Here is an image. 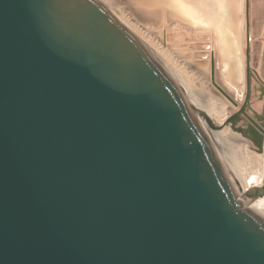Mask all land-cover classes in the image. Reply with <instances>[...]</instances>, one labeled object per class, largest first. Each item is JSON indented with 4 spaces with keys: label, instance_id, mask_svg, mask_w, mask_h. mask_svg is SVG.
I'll list each match as a JSON object with an SVG mask.
<instances>
[{
    "label": "water",
    "instance_id": "1",
    "mask_svg": "<svg viewBox=\"0 0 264 264\" xmlns=\"http://www.w3.org/2000/svg\"><path fill=\"white\" fill-rule=\"evenodd\" d=\"M245 11L247 99L264 0ZM201 115L98 0H0V264H264L226 122Z\"/></svg>",
    "mask_w": 264,
    "mask_h": 264
},
{
    "label": "rangeland",
    "instance_id": "2",
    "mask_svg": "<svg viewBox=\"0 0 264 264\" xmlns=\"http://www.w3.org/2000/svg\"><path fill=\"white\" fill-rule=\"evenodd\" d=\"M112 1L115 2L118 7L121 6L120 9L125 11L124 13L131 23H134L142 30L149 33L155 41L159 42L161 46L170 53L179 71L183 72L185 75L188 73L186 76L187 79L189 78L188 81L190 83L191 81L193 83L194 80L193 86H195V82L198 81L196 85L202 87L201 85L204 83L203 77L206 76L205 72L208 74L211 89L205 86L207 91L201 88V92L204 93L206 91L204 95L207 93L208 96L211 95L212 97H216L222 103L224 101L228 106V108H224L225 111H227V117L236 113L235 121H232V119L226 126L244 139L243 149L239 146L235 147V153L238 157L241 154L239 157L240 161H242L240 162L241 165H244L246 171L254 174L258 173L261 167L264 169V161L262 164L259 156L263 152L258 150L255 144L241 132V130H248V127L253 125V123L240 111L243 105L246 114L264 127V82L258 76V69H253L251 65V83L249 95L246 99V0ZM219 2L223 3V5L225 4L224 13L221 12L222 14L218 10ZM116 7L117 6L113 7V11H117ZM177 25L178 27L176 28ZM231 26L233 30L232 33H230L229 30ZM263 27L264 25L262 28ZM218 29H220L219 32L222 33V37L220 35H215ZM162 31L168 33L164 34ZM223 35H225L226 38ZM205 36L207 37L205 38ZM196 38L203 41L202 43H197L198 47L202 45L200 48L209 47V43L212 45L211 48L213 51L209 57L210 59L208 58L209 65L207 68L209 70L206 68V63L202 64L207 60L206 58L208 55H206L205 52L200 53V55L204 54L200 58V55L198 56L195 52L193 44ZM209 38L211 41H208L210 40ZM259 39L261 43H264V36L262 34H260ZM192 49L194 51H192ZM197 57H199V59H196ZM192 76H194V78ZM191 77L193 80H190ZM198 78L203 81H199ZM238 147L239 150L237 149ZM236 149L238 152H236ZM257 197H249L248 201L252 202Z\"/></svg>",
    "mask_w": 264,
    "mask_h": 264
},
{
    "label": "bare ground",
    "instance_id": "3",
    "mask_svg": "<svg viewBox=\"0 0 264 264\" xmlns=\"http://www.w3.org/2000/svg\"><path fill=\"white\" fill-rule=\"evenodd\" d=\"M98 1L101 2L121 23H123L144 44V46L155 56V58L163 65V67L170 73V75L176 80V82L185 91V93L187 94V96L189 97V99L191 100L193 105L195 106L196 110L202 111L204 113V115H201L204 119L210 120L214 125L224 123V121L226 122V125L228 124V122H227L228 121L227 111H225V109H224V108H228L227 104H225L224 101H223V103L220 102V100L217 99L216 97H212L211 95L208 96L207 93H206V95H204L205 92L207 91L206 87L208 89H211V85L209 83V76L206 72H205L206 76L203 77L204 83L200 82V83H203L201 85L202 87H200V86L198 87L196 85L198 81L195 82V86H193L194 80L192 79V77L194 78V76H192L190 79V80H193V83L191 81V83H192L191 84L188 81L189 78L187 79V76H186L188 73L185 75L183 72L179 71L177 66H175V64H174L175 63V62H173L174 59H172L170 53L168 51H166L161 46V44L159 42L155 41L149 35V33L145 32L144 30H142L139 26L135 25L134 23H131L129 21V19L126 17V15L124 13L125 11L120 9L121 6L118 7V5L115 2H113L112 0H98ZM112 6L113 7L117 6L116 7L117 11H113ZM162 21H164V20H162ZM159 26H160V24H159ZM177 27H178V25L176 26V28ZM161 29H162V27H161ZM165 31H162V32H164V34L168 33ZM164 34H162V35H164ZM207 36H205V38ZM194 40H193L194 41L193 47L195 48V52L197 53V55L199 56L200 53H203V52H205V54L208 55V57L206 56L207 58L205 57L207 60L206 61L204 60L205 62L202 63V64L206 63V68H207L209 65L208 58L210 57V55L212 54V51H213L211 48L212 45H211V43H209V45H208L209 47H205L207 49H205L203 47L204 48L203 49V48H200V46H202V45H200L199 47L197 46V43H200V42L202 43L203 41H200L197 38ZM208 41H211V39ZM204 46H207V45H204ZM192 51H194V50L192 49ZM203 55H200V58ZM196 59H199V57H197ZM193 60H195V59H193ZM200 62H202V61H200ZM205 71H207V70H205ZM200 78H202V77H200ZM199 81H203V80L199 79ZM200 83H198V84H200ZM201 88H204L206 91L203 89L205 92L204 93L201 92ZM226 125L224 128L215 129V131L217 133V137H218L219 141L221 142V144L223 145V147L225 148V150L229 154L233 164L235 165V167H236V169H237V171L241 177L239 199L243 202L245 207L250 208L257 215L261 216L264 219V192H263L262 196L257 197L254 201H252V202L248 201V198L251 195L260 193L261 188H264V169H263V167H261L260 171L258 173H255V174L246 171L244 165L242 166L240 163V162H242L239 159L241 154L238 153V154H240V156L238 157V155L235 153V147L236 146H239L241 148L244 146L243 145L244 139L239 134L232 132ZM239 147L237 148L238 150H239ZM238 150L236 152H238ZM240 152H241V150H240ZM242 155H245V154H242ZM259 156H260V159H261L262 164H263L264 154L261 153ZM242 158H244V157H242Z\"/></svg>",
    "mask_w": 264,
    "mask_h": 264
},
{
    "label": "flooded vegetation",
    "instance_id": "4",
    "mask_svg": "<svg viewBox=\"0 0 264 264\" xmlns=\"http://www.w3.org/2000/svg\"><path fill=\"white\" fill-rule=\"evenodd\" d=\"M235 119H236V117H234L232 121H235ZM248 130H249L250 133H252V134L255 136V138L257 139L258 143L261 144V141H262V134H260V133L257 131V129L255 128V126H254V125L249 126V127H248ZM241 132H242V130H241Z\"/></svg>",
    "mask_w": 264,
    "mask_h": 264
},
{
    "label": "built area",
    "instance_id": "5",
    "mask_svg": "<svg viewBox=\"0 0 264 264\" xmlns=\"http://www.w3.org/2000/svg\"><path fill=\"white\" fill-rule=\"evenodd\" d=\"M251 41H252V38L249 36V38L246 39V42L248 43V42H251Z\"/></svg>",
    "mask_w": 264,
    "mask_h": 264
}]
</instances>
